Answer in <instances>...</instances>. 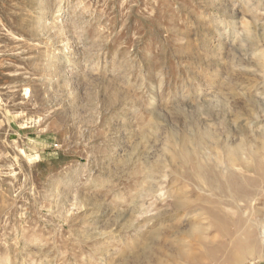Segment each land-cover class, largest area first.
<instances>
[{
    "label": "rangeland",
    "instance_id": "374dc122",
    "mask_svg": "<svg viewBox=\"0 0 264 264\" xmlns=\"http://www.w3.org/2000/svg\"><path fill=\"white\" fill-rule=\"evenodd\" d=\"M264 255V0H0V264Z\"/></svg>",
    "mask_w": 264,
    "mask_h": 264
},
{
    "label": "crops",
    "instance_id": "0c3cea01",
    "mask_svg": "<svg viewBox=\"0 0 264 264\" xmlns=\"http://www.w3.org/2000/svg\"><path fill=\"white\" fill-rule=\"evenodd\" d=\"M246 264H264V255L253 262H247Z\"/></svg>",
    "mask_w": 264,
    "mask_h": 264
}]
</instances>
